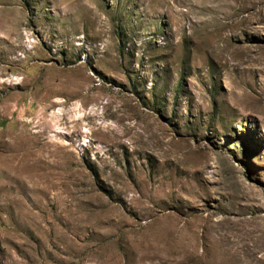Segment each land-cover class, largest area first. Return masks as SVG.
Instances as JSON below:
<instances>
[{
  "label": "rangeland",
  "instance_id": "rangeland-1",
  "mask_svg": "<svg viewBox=\"0 0 264 264\" xmlns=\"http://www.w3.org/2000/svg\"><path fill=\"white\" fill-rule=\"evenodd\" d=\"M0 264H264V0H0Z\"/></svg>",
  "mask_w": 264,
  "mask_h": 264
},
{
  "label": "bare ground",
  "instance_id": "bare-ground-1",
  "mask_svg": "<svg viewBox=\"0 0 264 264\" xmlns=\"http://www.w3.org/2000/svg\"><path fill=\"white\" fill-rule=\"evenodd\" d=\"M79 110V109H78ZM78 110H76V111H78ZM80 111V110H79ZM82 111V110H81ZM83 112V111H82ZM78 113H80V112H78ZM82 115V114H81ZM53 116V115H52ZM57 117V116H56ZM54 118V117H53ZM58 118V117H57Z\"/></svg>",
  "mask_w": 264,
  "mask_h": 264
}]
</instances>
